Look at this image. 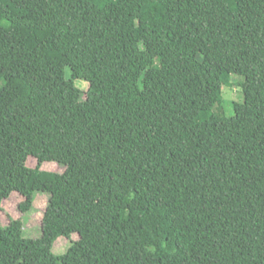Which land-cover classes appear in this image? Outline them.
Returning <instances> with one entry per match:
<instances>
[{
    "label": "trees",
    "instance_id": "trees-1",
    "mask_svg": "<svg viewBox=\"0 0 264 264\" xmlns=\"http://www.w3.org/2000/svg\"><path fill=\"white\" fill-rule=\"evenodd\" d=\"M38 192L0 264H264V0H0V212Z\"/></svg>",
    "mask_w": 264,
    "mask_h": 264
},
{
    "label": "rangeland",
    "instance_id": "rangeland-1",
    "mask_svg": "<svg viewBox=\"0 0 264 264\" xmlns=\"http://www.w3.org/2000/svg\"><path fill=\"white\" fill-rule=\"evenodd\" d=\"M67 69L66 72H68ZM248 76H239L235 74H225L223 79L227 82L223 85V97L224 103L222 108L219 110L218 114L226 115L227 117L233 116V103L242 101V93L240 85L247 80ZM251 78V77H249ZM88 89V83L80 80H76L74 84V89L71 95V102L78 103L85 98V93ZM210 115V111L202 112L200 117H207ZM200 121V120H199ZM29 167L34 168L36 166V160L32 157L27 159L26 163ZM41 170L49 171L53 173H63L64 168L60 167L54 162H45L41 165ZM34 208L28 215H23L19 209V205L23 201L22 197L17 193H13L9 199L3 201L2 208L0 212V225H6V215L8 214L14 219L21 218L24 222L23 236L25 238L38 239L41 237V227L40 223L42 220L43 212L47 206V195L35 193L34 195ZM78 235L76 233L72 234L69 238L58 237L52 246V253L54 255H63L72 244L78 240Z\"/></svg>",
    "mask_w": 264,
    "mask_h": 264
}]
</instances>
